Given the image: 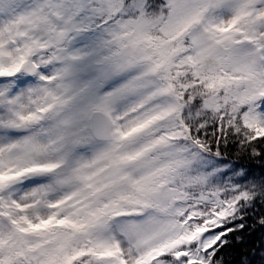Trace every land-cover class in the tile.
I'll use <instances>...</instances> for the list:
<instances>
[{"label": "snow or ice", "instance_id": "6c2138e0", "mask_svg": "<svg viewBox=\"0 0 264 264\" xmlns=\"http://www.w3.org/2000/svg\"><path fill=\"white\" fill-rule=\"evenodd\" d=\"M0 264H264V0H0Z\"/></svg>", "mask_w": 264, "mask_h": 264}]
</instances>
